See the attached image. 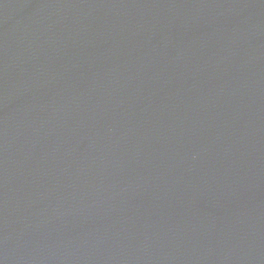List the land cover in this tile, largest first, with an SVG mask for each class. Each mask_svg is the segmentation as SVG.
<instances>
[{"label":"water","instance_id":"95a60500","mask_svg":"<svg viewBox=\"0 0 264 264\" xmlns=\"http://www.w3.org/2000/svg\"><path fill=\"white\" fill-rule=\"evenodd\" d=\"M0 264H264V0H0Z\"/></svg>","mask_w":264,"mask_h":264}]
</instances>
